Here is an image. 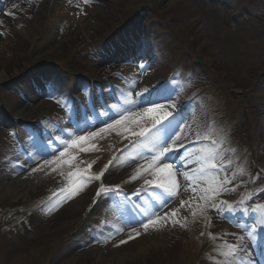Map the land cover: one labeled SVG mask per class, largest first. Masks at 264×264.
<instances>
[{"label":"rangeland","instance_id":"rangeland-1","mask_svg":"<svg viewBox=\"0 0 264 264\" xmlns=\"http://www.w3.org/2000/svg\"><path fill=\"white\" fill-rule=\"evenodd\" d=\"M16 1L3 0L0 6V264H223L217 255L221 246L237 243L225 233L244 236L252 256L247 243L255 238L248 229L258 215L250 213L246 219L240 208L235 215L225 210L230 224L214 211L201 214L195 207L201 200L181 214L183 227L169 224L147 234L140 229L138 238L115 247L128 239L131 224L143 219L144 209L158 204L152 196L163 197L155 189L137 195L143 179L131 180L138 165L129 157L142 151L139 146L119 152L103 180L87 186L73 183L75 177L70 180L69 171L77 169L67 165L56 172L46 168L29 173L54 158L48 150L60 147L56 140L67 139L68 133L87 135L114 122L118 115L112 108L129 107L122 101H135L161 73L165 76L147 97H140L135 111L175 95L168 102L177 104V120L192 125L182 143L191 145L197 132L211 125L215 138L231 150L225 159L233 163L229 174L243 170L235 180L243 187L219 200L249 209L264 205V0H19L18 7ZM6 10L11 15H4ZM79 20L88 23L83 32L76 28ZM84 77L94 82L89 90ZM68 79L80 102L75 104L76 118L62 109L69 102ZM41 101L52 107L46 114L38 112ZM87 113L89 120H83ZM167 130L161 135L174 129ZM128 144L123 140L115 145L112 155ZM108 158L87 161L95 163L83 174L104 173ZM169 160L179 166L181 153ZM181 170L187 174L192 168ZM17 178L29 179L22 192L14 196L1 190ZM113 186L125 192L109 194L106 189ZM101 187L106 194L98 196ZM64 195L68 199L61 203ZM188 196L181 192V198ZM59 214L71 220L44 230ZM256 235L262 237L258 255L264 264V229Z\"/></svg>","mask_w":264,"mask_h":264},{"label":"snow or ice","instance_id":"snow-or-ice-1","mask_svg":"<svg viewBox=\"0 0 264 264\" xmlns=\"http://www.w3.org/2000/svg\"><path fill=\"white\" fill-rule=\"evenodd\" d=\"M83 3L89 4L90 0H83ZM5 15L11 14L6 12ZM147 95L148 90H144L136 94L135 101L130 97L122 101L124 105L129 107L121 109L114 106L112 111L117 113L118 118H115L114 122H107L106 126L101 127L98 131H89L87 135L68 133L67 139L56 140L55 143L59 144L60 147H51L48 150L50 156L54 158L44 159L43 163L39 164L37 168H32L29 174L44 171L46 168H51L52 172H56L58 166L67 165L69 169H77V171H69L68 173L70 180L75 177L73 183H81L87 186L94 181H102L107 169L113 167L118 156L112 158L104 173L92 176L83 173L89 171L95 162L89 163L80 160L79 154H98L102 151L100 144L103 140L114 134L122 138L121 142L123 140L129 141V144L121 149L120 153L137 146L142 149L136 155L129 157L138 165L131 180L143 179L141 188L137 189V195L148 189H155L163 194L162 198L152 196V199L158 201V204L153 208H145L143 219L131 224L133 231L127 233L128 239L121 240L119 244L114 245L115 247H120L129 243L130 240L138 238L141 234L140 229H143L144 234H147L149 231H160L169 224L173 227L180 224L183 227L184 225L180 223L181 214L192 211L195 200L203 201V204L195 205L201 214L209 210L214 211L221 219L229 220L230 224L232 221L225 215V210L235 215L237 208H240L246 219L250 213L257 214L258 220L253 222L255 226L248 229L249 237L255 236L261 229H264V205L255 204L249 209L239 203L232 204L228 200H219V197L230 196L238 188L243 187V185L235 184L237 175H243V170L241 169L239 173L229 174L233 163L231 160L225 163V159L230 155L231 150L225 149V142L222 139L215 138L218 135L216 130L210 127L206 132H197L191 145L182 143L185 139V133L191 132L192 125L186 120H177V104L168 102L175 101V95L167 97L164 102H153L143 112L135 111V108L139 107L140 97H147ZM101 115L107 116L108 114L102 113ZM169 127L174 129L171 134L162 136V130ZM173 153H181L179 166L169 160ZM83 164H87L86 169L79 168V165ZM184 167L192 168V171L186 174L181 170ZM177 175L180 177L179 181ZM146 177H151V179ZM234 184L235 186H233ZM67 191V189L63 190L52 199H57ZM181 192L188 193V198H181ZM104 194H106V190L101 187L97 195ZM67 199L68 196L64 195L61 203L66 202ZM248 199L251 200L252 196L249 195ZM177 200H179V204L175 209H170L163 215H159ZM218 200L219 202H217ZM192 214L195 216L196 212H192ZM132 219L135 220L134 217ZM235 227L243 228L244 225L236 224ZM119 231L120 229H117V233ZM225 236H231L237 243H227L221 246L217 255L222 258L223 264H248L250 257H248L244 247L245 237L235 236L231 233H225ZM209 238L212 239L213 237L210 235Z\"/></svg>","mask_w":264,"mask_h":264},{"label":"bare ground","instance_id":"bare-ground-1","mask_svg":"<svg viewBox=\"0 0 264 264\" xmlns=\"http://www.w3.org/2000/svg\"><path fill=\"white\" fill-rule=\"evenodd\" d=\"M5 1H8V0H5ZM174 2V1H173ZM3 5V2L2 0H0V6ZM16 7L19 6V0L16 1ZM10 13L9 11H5L4 12V15L5 13ZM8 16V15H6ZM88 23H86L85 21H77L76 22V28L78 29V31H81L83 32L84 29L86 28ZM60 50V46H58L56 48V51H59ZM54 53V52H52ZM51 53V54H52ZM165 75L161 74V73H157L155 76H153L151 78V80L148 82V84H146V88H143L142 91H144L145 89L147 90H151L153 89V87H155L161 80L160 78H163ZM37 109H38V112H40V114H46L48 113L52 107L51 105H49V103H45L44 101H41L38 103L37 105ZM145 110V109H144ZM143 109H141L139 112H143L144 111ZM24 114L22 112H20L18 114V117L22 118ZM121 137H117L116 135H111L108 139H105L103 140V142L100 144V148L102 149V151H100L98 154H95V155H83L82 153L79 154V159L80 160H83V161H91L93 160L94 158L96 157H99V156H102V155H108L109 157L112 155V153L116 150L115 148V145H119V143L121 142ZM111 145V147H110ZM119 147V146H118ZM21 179L20 178H17L16 180L12 181L11 183H9L8 185H6V187L2 188L1 190L4 192V193H10L9 195H14L16 193H19V192H22L24 190V186L28 185L29 183V179H25L24 181L27 183L25 184V182H21L20 181ZM70 216H63L61 214L57 215L48 225L45 226L44 230H48L49 228L51 227H54L55 225L57 224H60L61 225H66V221L67 220H71L69 219ZM65 221V223H63ZM228 226L227 225H223V228H227ZM114 230H112L111 232H113ZM133 231V229H132ZM251 262H253V259L250 258Z\"/></svg>","mask_w":264,"mask_h":264}]
</instances>
